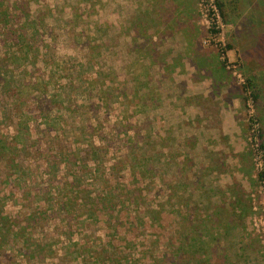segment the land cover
<instances>
[{
	"label": "rangeland",
	"instance_id": "rangeland-1",
	"mask_svg": "<svg viewBox=\"0 0 264 264\" xmlns=\"http://www.w3.org/2000/svg\"><path fill=\"white\" fill-rule=\"evenodd\" d=\"M1 223L0 264H264V0H0Z\"/></svg>",
	"mask_w": 264,
	"mask_h": 264
},
{
	"label": "trees",
	"instance_id": "trees-1",
	"mask_svg": "<svg viewBox=\"0 0 264 264\" xmlns=\"http://www.w3.org/2000/svg\"><path fill=\"white\" fill-rule=\"evenodd\" d=\"M247 82H248V86H246L247 89L253 88L252 81H250L249 79H247ZM252 96L254 97L255 100L258 99V95L255 92H253V91H252ZM219 212L221 213V211H219ZM4 227H5V223H4V225L1 223V225H0V237L2 235V231L4 230Z\"/></svg>",
	"mask_w": 264,
	"mask_h": 264
},
{
	"label": "crops",
	"instance_id": "crops-1",
	"mask_svg": "<svg viewBox=\"0 0 264 264\" xmlns=\"http://www.w3.org/2000/svg\"><path fill=\"white\" fill-rule=\"evenodd\" d=\"M231 197H232V199L235 201V203L237 202V199H236V197H235V195H231ZM234 208H235V206H234ZM231 211H232V214L233 213H236L237 214V210L235 209V212H234V210L233 209H230ZM242 211V210H241ZM244 212V211H243Z\"/></svg>",
	"mask_w": 264,
	"mask_h": 264
}]
</instances>
